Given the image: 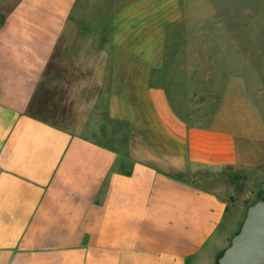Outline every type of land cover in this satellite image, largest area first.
Listing matches in <instances>:
<instances>
[{
	"label": "crops",
	"instance_id": "crops-1",
	"mask_svg": "<svg viewBox=\"0 0 264 264\" xmlns=\"http://www.w3.org/2000/svg\"><path fill=\"white\" fill-rule=\"evenodd\" d=\"M80 1L0 0V264H215L244 217L229 206L235 191L139 160L124 169V150L28 113ZM149 2L121 7L120 38V20ZM253 61L243 84L259 82L253 105L226 102L205 122L187 111L179 123L189 125L183 168H227L241 201L264 187V54Z\"/></svg>",
	"mask_w": 264,
	"mask_h": 264
},
{
	"label": "rangeland",
	"instance_id": "rangeland-1",
	"mask_svg": "<svg viewBox=\"0 0 264 264\" xmlns=\"http://www.w3.org/2000/svg\"><path fill=\"white\" fill-rule=\"evenodd\" d=\"M128 1H80L28 113L124 150V169L139 160L190 180L209 172L202 183L226 196L235 191L229 206L244 216L257 193L241 201L245 190L230 188L227 168L184 169L189 125L179 123L187 111L205 122L226 102L237 112L253 105L259 82L245 92L244 74L264 54V0H149L120 20L127 29L120 38L115 19ZM154 84L165 91L149 92Z\"/></svg>",
	"mask_w": 264,
	"mask_h": 264
},
{
	"label": "water",
	"instance_id": "water-1",
	"mask_svg": "<svg viewBox=\"0 0 264 264\" xmlns=\"http://www.w3.org/2000/svg\"><path fill=\"white\" fill-rule=\"evenodd\" d=\"M215 264H264V195L247 205L239 228Z\"/></svg>",
	"mask_w": 264,
	"mask_h": 264
},
{
	"label": "trees",
	"instance_id": "trees-1",
	"mask_svg": "<svg viewBox=\"0 0 264 264\" xmlns=\"http://www.w3.org/2000/svg\"><path fill=\"white\" fill-rule=\"evenodd\" d=\"M31 115H32V114H31ZM33 116H34V115H33ZM35 117H36V116H35ZM37 118H38V117H37ZM224 170H225V168H222V169H221V172L225 173ZM205 173L211 174V173H209V172H206V171H203V170H202V171L196 172L195 176L192 175V178H194V180H190L189 178H191V177H188V178L185 177V178H183V179H185L186 181L192 183L193 185H196V186L201 187V188H203V189L211 190V188H210L207 184L202 183V181L204 180V175H205ZM223 173H221V174H223ZM219 174H220V173H219ZM262 195H264V188L260 189V190L257 192V194H256V198H258V197H260V196H262ZM232 198H233V197H231V199H232Z\"/></svg>",
	"mask_w": 264,
	"mask_h": 264
}]
</instances>
